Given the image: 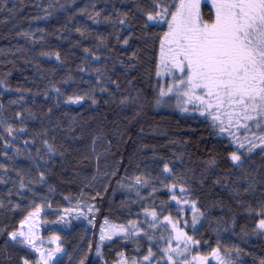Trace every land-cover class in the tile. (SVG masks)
Here are the masks:
<instances>
[{"label":"trees","instance_id":"16d2710c","mask_svg":"<svg viewBox=\"0 0 264 264\" xmlns=\"http://www.w3.org/2000/svg\"><path fill=\"white\" fill-rule=\"evenodd\" d=\"M155 11L151 0H0V264L37 262L9 239L37 209L42 238L66 250L55 264H264V150L247 151L264 125L159 101L168 28L147 21ZM202 15L213 18L208 3ZM166 217L199 243L165 251ZM105 220L134 228L100 247Z\"/></svg>","mask_w":264,"mask_h":264},{"label":"snow or ice","instance_id":"6c2138e0","mask_svg":"<svg viewBox=\"0 0 264 264\" xmlns=\"http://www.w3.org/2000/svg\"><path fill=\"white\" fill-rule=\"evenodd\" d=\"M151 3L156 11L146 13L147 21H166L168 28L160 39L159 64L175 77L167 92L161 91V96L174 89H183L182 95L189 103L198 101L206 110L219 111L227 106L231 111L224 114L229 117V123L239 109L238 118L253 121L257 127L264 125V0H212L215 12L211 21L203 18L201 0H179L171 4L168 0H151ZM124 43L127 44L128 40ZM198 91L200 95H197ZM83 99L69 97V102L80 103ZM214 119H219V116ZM8 130L12 131L11 128ZM259 139L260 144L249 141L248 152L257 147L264 150V136ZM239 147L244 148V144L240 143ZM230 159L237 165L243 160L238 152L231 153ZM165 170L170 171L167 166ZM38 213L39 209L35 214ZM152 214L155 216L154 212ZM258 227L264 229V219L260 220ZM10 238L21 244L33 243L31 236L23 231L12 232ZM110 238L102 229L100 240ZM175 238L192 241V237L183 233H178ZM170 250L175 251L165 249ZM57 251L61 249L57 248ZM152 255L149 249L144 260H149ZM212 256L218 259L219 250H214ZM22 264L30 262L25 259Z\"/></svg>","mask_w":264,"mask_h":264},{"label":"rangeland","instance_id":"374dc122","mask_svg":"<svg viewBox=\"0 0 264 264\" xmlns=\"http://www.w3.org/2000/svg\"><path fill=\"white\" fill-rule=\"evenodd\" d=\"M204 3H208L212 9L213 12V17H214V12H215V8L212 4V0H201V4H200V10L202 13V5ZM160 66V65H159ZM159 73H160V77L163 78V80L167 79L168 81V87L170 85L173 84L175 77H173L172 73L169 72L167 69L163 68L162 66L159 67ZM179 75V74H177ZM164 92H167V89L164 90ZM183 93V89H174L173 92L168 93L165 96H159V101L163 103V101L167 102V100H169L170 98H174V103H172V105H175L177 108H185V106L189 105V102L187 101V98L184 97L182 95ZM201 93L198 91L197 95H200ZM37 211L33 212L34 215H28L20 224V227L18 229V231H23L26 235L31 236L33 243L32 244H23L29 248H31L32 250H34L36 252V255L38 257V260L35 264H44L45 261H47V264H55L56 262H58L60 259H62L64 257V255L66 254V250L64 249L63 246H61L60 242L61 239L58 236H53L51 239L49 240H44L42 238V234H41V225H40V219H41V215L44 212V210H39L38 214H35ZM165 225H167L168 228H170L171 230V248L173 249L174 247L180 246L182 244L185 243L186 239H181V240H177L175 237L177 236L178 233H183L185 234V232L181 229L180 225L168 218L165 219ZM108 222V221H107ZM173 225H175V227H173ZM31 226V227H30ZM134 226L132 227H122V226H117L115 224H112L110 222H108L107 224H105V222L102 224L101 230H100V234H99V246L102 247L104 246L106 243H108L109 241L118 238V237H124L129 235L132 230H133ZM102 229L105 230V235L106 236H111L110 239H105L103 241L100 240V236H101V231ZM113 232L115 234H113ZM9 239L11 241H13L10 238L9 235ZM13 242H18V241H13ZM34 245V246H33ZM57 248L61 249V251H57ZM51 257V258H49ZM175 259V258H174ZM180 261L182 264H207V261L201 258H188L185 259L183 261ZM177 260L174 261L173 258L171 257V264H173V262H178ZM32 264V263H30Z\"/></svg>","mask_w":264,"mask_h":264}]
</instances>
